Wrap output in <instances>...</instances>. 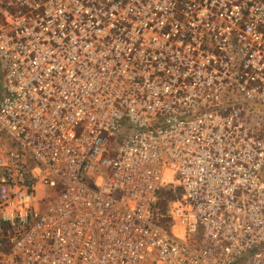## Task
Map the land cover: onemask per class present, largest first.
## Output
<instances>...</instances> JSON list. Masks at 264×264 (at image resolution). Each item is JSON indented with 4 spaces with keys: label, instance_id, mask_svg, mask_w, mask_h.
Wrapping results in <instances>:
<instances>
[{
    "label": "built area",
    "instance_id": "obj_1",
    "mask_svg": "<svg viewBox=\"0 0 264 264\" xmlns=\"http://www.w3.org/2000/svg\"><path fill=\"white\" fill-rule=\"evenodd\" d=\"M0 264H264V0H0Z\"/></svg>",
    "mask_w": 264,
    "mask_h": 264
},
{
    "label": "rangeland",
    "instance_id": "obj_2",
    "mask_svg": "<svg viewBox=\"0 0 264 264\" xmlns=\"http://www.w3.org/2000/svg\"><path fill=\"white\" fill-rule=\"evenodd\" d=\"M49 191H50V194H51L50 195L51 201H56L58 199V196L60 195V193H58L59 190H57L56 192L54 190H49ZM43 196H44V198L47 197V195H45V193L43 194ZM168 196H169V192L166 190L163 193V197L166 200V198H168Z\"/></svg>",
    "mask_w": 264,
    "mask_h": 264
}]
</instances>
